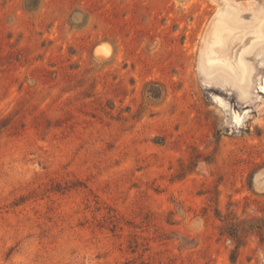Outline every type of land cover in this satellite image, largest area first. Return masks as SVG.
I'll return each instance as SVG.
<instances>
[{
  "label": "rangeland",
  "instance_id": "374dc122",
  "mask_svg": "<svg viewBox=\"0 0 264 264\" xmlns=\"http://www.w3.org/2000/svg\"><path fill=\"white\" fill-rule=\"evenodd\" d=\"M259 13L0 0V264H264ZM247 46L244 85L209 73Z\"/></svg>",
  "mask_w": 264,
  "mask_h": 264
},
{
  "label": "bare ground",
  "instance_id": "6f19581e",
  "mask_svg": "<svg viewBox=\"0 0 264 264\" xmlns=\"http://www.w3.org/2000/svg\"><path fill=\"white\" fill-rule=\"evenodd\" d=\"M254 19L256 20L257 28H259L257 38H260L263 35L262 30L264 28V13H259V15H257ZM238 20L239 19L237 12L228 11L223 20H219L213 25L210 31V40H211L210 45L215 48L222 43L224 44L225 37H227L228 34H230L235 29L238 28ZM251 46H249V48ZM247 50H248V46L243 50V52L239 54L238 52L233 51L232 48L230 50V53L228 54L230 56L225 55L222 58H217L213 56L210 57L209 59L210 66H208L210 67L209 73L215 71L219 72L221 75L220 77H222L224 81L229 80L237 87L238 85H240V83L238 84V82H242L241 84H243L246 78L250 77L248 75L249 71L247 70L249 66H246L245 65L246 63L245 62H244L245 64L243 63L244 58L242 59L243 53H245Z\"/></svg>",
  "mask_w": 264,
  "mask_h": 264
}]
</instances>
